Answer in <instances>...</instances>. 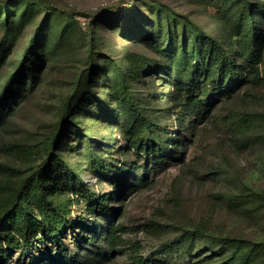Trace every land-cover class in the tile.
I'll use <instances>...</instances> for the list:
<instances>
[{"label":"rangeland","instance_id":"374dc122","mask_svg":"<svg viewBox=\"0 0 264 264\" xmlns=\"http://www.w3.org/2000/svg\"><path fill=\"white\" fill-rule=\"evenodd\" d=\"M53 1L74 10L80 27L60 33L68 15L47 2L18 5L16 38L0 61V84L17 71L18 80L10 83L13 93H22L23 76L35 62L40 67L35 85L13 104L0 129V161L29 168L71 99L67 133L56 145L79 174L78 183L65 189L74 223L64 240L76 250L72 233L84 222L98 234L103 220L88 205L95 196L113 194L107 203L125 206L117 218L124 223L119 250L98 257L106 242L93 237L82 252L88 264H132V255L160 264H264V0H133L97 17L89 14L128 0ZM24 6L29 11L18 21ZM249 20L256 26L257 62L238 68V77L227 76L235 91L219 96L210 116L185 115L175 86L188 76L178 66L171 77L173 54L183 47L187 62L201 64L193 44L200 43L207 57L212 35L221 52L240 58ZM3 33L0 26V39ZM40 44L42 63L34 53ZM129 99L155 124L156 155L164 159L152 161L130 144ZM91 146L99 161L122 169L126 184L146 169L149 185L125 192L120 201V191L89 163L85 150Z\"/></svg>","mask_w":264,"mask_h":264},{"label":"trees","instance_id":"16d2710c","mask_svg":"<svg viewBox=\"0 0 264 264\" xmlns=\"http://www.w3.org/2000/svg\"><path fill=\"white\" fill-rule=\"evenodd\" d=\"M28 1L0 0V26L4 29L0 39V61L8 50L9 44L16 38L13 23L15 11L19 4ZM36 1L47 2L52 7L67 13L68 21L60 29V33L66 31L69 26L80 27L74 10H69L53 0ZM132 3L133 0H128L124 3L109 5L91 12L89 15L97 17L109 10L124 9ZM27 11L29 10L25 6L20 10L17 14L18 21L24 18ZM255 28L254 22L249 20L247 31L243 36L248 40L240 58L236 54L229 57L227 53L221 52L212 35H207V39L213 44L207 57L199 46L200 43L195 41L193 44L198 57L203 59L201 64L199 62L194 65L187 62L183 47L178 55L173 54L169 72L171 77H175L177 74L178 66H181L182 71H185L188 76L186 81H179L175 86L177 103L181 105L185 115L193 114L196 119L210 116L218 97L230 96L235 91L236 85L227 84L226 78L228 75L234 78L238 77L241 75L240 71H236L238 68L242 70L251 68L257 62L259 48L256 44ZM42 38L44 41L49 39L45 33ZM39 47L42 45L40 44L34 53L37 55L38 61L42 63L43 57ZM26 51L27 49L22 54L21 64L25 60ZM218 53L220 54L218 55ZM20 55L21 52L16 53L15 58L18 59ZM214 56H219V60L215 61ZM37 64L39 63L35 62L29 68L31 74L28 77L23 76L21 83L23 92L35 85L40 67ZM19 74L17 71L12 73L0 84V129L6 125L13 104L23 96V92L13 93L12 90V82L18 80ZM70 101L71 99L63 104L62 116L45 138L41 155L37 160H34L29 168H21L0 161V264H88V261L82 256V252L86 244L94 239L93 237H101L106 242L105 247L102 246L97 252L98 257H110L119 250L118 247L123 242L124 223L122 219L117 218L124 214L125 206L123 202L116 208L108 204V198L114 197L109 193L95 196L88 203L91 212L99 215L103 220V224L101 223L99 226L98 234L92 230L90 222H84L80 232L74 230L72 233L71 242L77 247L76 250H72L69 243L64 240L69 225L74 223L71 222V209L67 204L69 198L66 197L65 189L66 187L72 189V184L78 183L79 177L71 164L56 152L58 137L67 133L65 115L70 113ZM127 103L128 107L124 114L128 133H130V144L134 145L139 152L150 156L152 161L157 162L164 159L166 157L164 154L156 155L160 150H158V144L154 139L157 129L155 124L133 100L129 99ZM68 122L71 123V121ZM230 122L233 121L230 120ZM85 153L88 154L91 166L102 171L103 175L110 179L112 186L120 191L118 197L120 201L125 196V192H132L141 186L149 185L146 169L140 170L139 176L126 184L128 177L126 175L119 176L122 169L116 172L109 167L108 162L99 161L92 146L86 148ZM41 249L44 251L36 255L33 254V251H41ZM15 251H18V255L11 262L10 256ZM130 259L132 264H160L159 262H149L142 256L132 255Z\"/></svg>","mask_w":264,"mask_h":264}]
</instances>
